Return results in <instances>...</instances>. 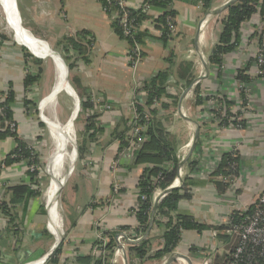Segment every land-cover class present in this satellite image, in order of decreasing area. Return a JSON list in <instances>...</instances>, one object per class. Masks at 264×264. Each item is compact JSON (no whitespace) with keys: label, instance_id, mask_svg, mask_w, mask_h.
I'll return each mask as SVG.
<instances>
[{"label":"crops","instance_id":"1","mask_svg":"<svg viewBox=\"0 0 264 264\" xmlns=\"http://www.w3.org/2000/svg\"><path fill=\"white\" fill-rule=\"evenodd\" d=\"M126 1L134 10L140 9L144 2ZM227 1L212 0L211 8L205 12L195 0H174L171 9L175 12V34L166 45L158 39L159 32L149 22H144L141 30H147L150 38L145 39L140 46L143 57L135 69L127 64L126 58L130 50L128 43L113 32V18L103 12L97 0L19 1L21 12L18 15L16 11L19 23L43 42L47 40L49 45L52 44L50 42L58 43L65 36L85 31L89 34L86 40L92 46L89 63L84 65L80 62L77 66V92L83 100L89 98L94 105L93 110L101 112L98 121L103 133L88 143L87 152L80 159L78 170L82 181L70 191L67 190L65 196L62 191L66 231L62 238L64 249L59 264H73L72 258L76 255L90 254L99 231L135 224L131 209L137 202L136 183L145 165L138 166L132 162L133 153L130 152L129 145L118 153L119 142L111 141L110 134L117 125L122 129L123 121L130 123L133 115L132 98L145 82L160 71H169L175 75L183 62H192L194 84L192 82V88L182 102L181 113L198 123L199 132L189 158L196 163V167L189 171L186 162L180 169L181 181L185 176L189 179L190 197L178 202V214L191 216L200 224L210 227L227 226L229 216L249 210L264 191V82L253 78L252 65L246 71L251 78L246 85L248 104L245 110L241 109L242 118L246 122L245 128L238 130L229 125L224 127L210 118L214 115L210 106L212 99L218 101L223 98L229 101L231 112L240 110L236 71L251 64L257 48L254 26L258 17L254 15L250 21L241 25L239 45L223 56L221 67L208 62L209 52L218 41L222 28L221 19L226 11L214 16H209L207 12ZM157 15L156 10L150 13L151 18ZM6 44L7 41L0 44V94H4L0 102L8 92L13 93L14 102L10 107L16 123V134L37 151L33 144L36 128L32 125L29 114L31 106L25 108L23 104L25 99L32 101L36 84L26 92L23 82L26 74H36L39 71H34L32 67L38 61L33 59L39 57L31 52L32 59L24 57L21 47L18 49ZM190 51L193 53L190 54ZM170 59L171 65L168 64ZM196 86L203 102L194 106ZM172 88V94L183 92L180 84L178 88ZM106 105L110 109H104ZM21 112L23 120L18 119ZM89 113L93 114L92 111ZM164 126L175 139L179 154L189 144L195 125L183 119L176 106L174 111L167 113ZM15 146L12 137L0 141V200L5 202L11 198L10 188L13 186L29 184L34 190L40 189V181L37 185L30 183L24 162L7 167L1 165ZM233 149H237L239 154L237 188L230 190L228 187L220 194L211 182L210 175L217 168L221 157ZM39 178L41 180L40 174ZM40 206H43L44 213L40 211ZM47 210L49 212V208ZM49 213L47 215L40 197L29 199L26 209L20 203L11 205L10 214L14 219L11 225H8V218L0 212V264L40 263L55 242L48 226L57 237ZM212 232L217 235L211 229L201 233L184 231L173 253L187 256L191 264H215L216 259L227 255L228 251L225 250L226 243L218 240L217 236L214 237ZM161 234V228L152 227L148 235L151 236L150 252L161 249ZM51 238L54 240L51 241ZM233 239L236 238L232 236V244L235 243ZM129 245L124 241L119 264H124V256L128 264L126 250ZM191 248L194 251L190 253ZM167 258L168 256L161 261L147 259L140 264H162ZM171 264L186 263L177 259Z\"/></svg>","mask_w":264,"mask_h":264},{"label":"trees","instance_id":"2","mask_svg":"<svg viewBox=\"0 0 264 264\" xmlns=\"http://www.w3.org/2000/svg\"><path fill=\"white\" fill-rule=\"evenodd\" d=\"M97 1L100 3L102 9H105L104 12L108 16L112 17V14L116 10H120L117 5V0H111L108 2L107 0ZM173 1L174 0H144V3L152 5L155 9H165L163 14L153 19L155 22L154 29L159 32L158 39L164 45L168 44L172 39L168 30V23L174 21L175 18V12L171 9ZM195 2H199L202 9L206 12L211 8L212 0H195ZM258 7L260 9V18H264V0H237L225 10V15L221 19L222 28L218 41L209 52L208 62L210 64L221 67L223 56L234 51L238 47L240 42L241 25L250 21L251 18L256 15ZM128 13L129 18L136 26H141L143 22L147 20V16L142 12V9L129 11ZM111 26L113 32L119 38L128 43L130 50L127 57L135 44L141 46L145 39L150 38L149 32L141 29L132 32L131 36H125L123 28L119 25L116 19H113ZM88 35L89 34L85 31L76 32L73 36H65L57 43L62 52L61 55L68 65L69 72L72 73L70 84L81 99V111L90 110L93 112V114L88 113L85 116L83 138L81 144H78L77 146L79 159L84 158V155L87 152L88 143L94 141L98 135L103 133L98 121L101 112H99V110H93L94 105L89 98L83 100L78 94L77 87L79 85V76L77 73L73 74V71L76 70V66L79 62L84 65L89 63L92 46L91 43L86 40ZM3 41H7V39L5 36L0 35V44ZM22 50L24 57L32 59V56L27 50H25V48ZM33 60L36 61V59ZM126 60L128 66L132 68L127 58ZM250 62L251 64L249 63L246 67L237 69L236 71L235 80L239 86L238 95L241 100L240 110L231 112L229 110L231 103L223 98L221 100L218 99L219 103L222 105L223 113L219 114L218 117L216 110H211L212 114L219 119V123L224 127L231 124L234 126L239 125V128L236 129L241 130L246 126V122L242 118L241 109L244 110L246 107L245 86L251 81V78L246 74L249 65L253 66V60ZM171 63L172 59L168 60V64L171 65ZM192 69V62L187 61L179 65L175 75L169 71H160L149 81L145 82L141 89L134 93L131 102L133 113L132 120L130 123L123 121L121 126L122 129L117 125L112 130L110 136L112 137L111 141L115 140L119 142L117 148L118 153L127 148L130 141L134 139V129L136 127L143 128L142 134L146 138L141 148L135 152L134 164L138 166L145 165V168L139 175L136 183V188L138 190L137 202L135 207L131 209L135 224L133 226H123L114 230L99 231L101 236L98 240L93 242L91 253L88 255H76L72 258L73 264H109V260L116 247L115 236L117 233L122 232L127 237H131V235H138L139 233L144 234L146 231L156 191L165 190L173 184L177 177V166L180 162L177 158V146L175 139L166 130L164 123L166 121L167 113L176 109L180 96V92H177L176 94L171 93L173 90L172 87L178 88L180 84L181 90H185L191 86L193 82ZM39 75L40 71H37L36 74H26L23 82L24 90L26 92L30 87L36 84ZM173 75L175 80L172 79ZM253 78L260 80L255 77L254 74ZM141 93L144 94L143 98L140 97ZM3 95L4 94H0V99ZM13 96L12 92H8L0 102V141L7 137H12L16 144L15 148L5 156L1 165L7 167L14 163L24 162L27 165L26 172L30 178V183L37 185L36 183L40 179L39 169L42 166L39 153L33 147H29L25 144L16 134V123L10 107L14 102ZM194 100V106L200 105L203 102V99L199 95L198 86L194 89ZM23 104L25 108L34 106V103L27 99L24 100ZM134 116H136V119ZM230 118H240L241 120L239 122H236L235 120L230 121ZM40 127H43V125L40 124ZM238 161V150L233 149L221 157L217 168L210 175L211 182L215 185L220 194H223L228 189L233 179L237 177ZM186 165L189 171L196 167V163L190 159L187 161ZM31 167L34 168L32 171L30 170ZM218 177H222L225 180H218ZM182 180L184 181H182V185L165 195L156 209L153 227L162 229L160 237L162 242L161 249L155 252H150L149 245L151 236H148L144 241L127 247L126 252L128 264H140L147 259L161 261L162 258L169 256L176 250L184 231L201 233L204 230L211 229L217 232L216 238L218 240H223L226 243V251H231L236 246V239H233L235 243L232 244V236L225 234V231L228 228L227 226L210 227L200 224L191 216L178 214V202L190 197L188 190L189 179L185 176ZM10 191L11 198L8 202L0 200V212L4 217L8 218V225H11L14 222V219L10 214L11 205L20 203L23 205V208L26 209L29 199L41 196V192L30 188L29 184L13 186L10 188ZM44 197L45 204L47 205L46 192ZM252 209L253 206L249 209V212L252 211ZM40 211L44 213L43 206H40ZM232 219L234 222L240 220L237 214L233 215ZM48 229L53 234L50 226H48ZM63 249L64 240L60 242L58 247L44 264H59ZM193 251L194 249L191 248L190 253ZM228 261L229 254H225L221 258H217L215 264H228Z\"/></svg>","mask_w":264,"mask_h":264},{"label":"built area","instance_id":"3","mask_svg":"<svg viewBox=\"0 0 264 264\" xmlns=\"http://www.w3.org/2000/svg\"><path fill=\"white\" fill-rule=\"evenodd\" d=\"M111 1V0H107ZM117 5L119 6L120 10H116L112 14V18L118 21L119 25L123 28V33L125 36H131V33L135 30L141 29V26H136L133 24L132 20L129 18V11H133L132 7H130L127 4L126 0H117ZM142 12L147 16V20L144 22H149V24L154 27L155 22L153 21L154 18L150 17V13L152 10H156L158 12V15H161L164 13L165 9H155L152 7V5L148 3L142 4ZM103 12L105 9H102ZM259 7L257 9V24L254 26L255 33H256V39H257V48L253 57V66H254V76L259 78L264 82V18H260L259 16ZM105 13V12H104ZM156 16V17H157ZM155 17V18H156ZM143 22V23H144ZM168 30L171 35V37L175 34V25L173 21H170L168 23ZM190 54L193 52L190 51ZM141 50L140 46L138 44H135V46L131 49L130 54L128 55L127 59L130 63V66L135 69L139 65L141 61ZM190 57V56H188ZM80 63V62H79ZM79 63L77 66H79ZM76 66V70H77ZM246 89V107L248 104L247 101V88ZM143 93H141V98H143ZM211 110H216V113L222 114V105L219 103V101L211 100L210 101ZM132 106V105H131ZM245 107V108H246ZM104 109L108 110L110 109V106L106 105L103 107ZM94 109V108H93ZM245 110V109H244ZM136 119V116H134ZM213 121L219 123V119L212 115L210 117ZM231 120H235L236 122H239L240 118H230ZM222 126V125H221ZM233 126V128H239V125H229ZM143 128L136 127L134 129V139L130 141L129 143V149L130 152L133 153V156L131 157L132 162L135 160V152H137L142 144L145 142L146 138L142 134ZM187 149L184 151L179 152L177 154V158L180 161L185 154L188 151V145L186 146ZM34 168L31 167L30 170L32 171ZM220 180H225L222 177H220ZM237 180L236 178L233 179L231 184L229 185V189L233 190L237 188ZM162 191L157 190L154 199L157 195H159ZM238 215L239 221L234 222L232 217L233 215ZM153 227V226H152ZM227 229L225 231V234L229 236H233L236 238V246L233 250L228 251L227 254H229V261L228 264H264V191L260 194L256 202L254 203L252 211L249 212V210L239 212V213H233L231 216H229L227 220ZM63 235V234H61ZM143 234L139 233L138 235H131V237H127L130 241H135L141 238ZM212 235L215 237L216 233L212 232ZM101 236V233L98 232L96 235L95 240H98ZM116 247L113 251L112 257L109 260V264H119V258H121V250L118 248L119 245L123 247L124 240L121 237L115 238ZM131 245V244H130ZM76 254H74L75 256ZM207 264V263H204Z\"/></svg>","mask_w":264,"mask_h":264},{"label":"rangeland","instance_id":"4","mask_svg":"<svg viewBox=\"0 0 264 264\" xmlns=\"http://www.w3.org/2000/svg\"><path fill=\"white\" fill-rule=\"evenodd\" d=\"M16 1H17V4H16ZM19 1L20 0H14V2H13V8H14L16 17H17L16 11L18 12V15H19V11L21 12ZM17 5H18V7H17ZM1 17H2V19H1ZM3 19L4 18L2 16V13L0 12V35H3L6 37V39H7L6 45L12 46V47L18 48V49L20 47L22 49H24L26 47L24 44L19 43L18 41L12 40L11 33L6 29V26H5ZM2 20H3V22H2ZM32 36L35 37L34 35H32ZM35 38H37V37H35ZM37 39H39V38H37ZM46 41H44V43L53 52L59 53L61 55L62 52L60 50V47L57 45L56 41L50 42V43H52L50 45L48 44L49 42L47 43ZM26 48H25V50L28 49V48L27 49ZM28 50H27V52L29 54L31 52L35 56L39 57V58H35L38 61L32 67H33L34 71L39 70L41 72L39 75V80L36 82L35 93L31 96L32 101H34L33 102L34 106L31 107L29 114L31 117L32 125L35 126V128H36L35 133H34L35 134V137H34L35 140H33L34 141L33 144L39 153V158H40V162L42 165L41 168L39 169L40 175H41V180H39L40 181L39 191L41 192V196H40L41 202L43 203V205L45 207L46 204H45V197L44 196H45V192H46V194H48V192H49L50 183H51L50 179L52 177V165L49 161L50 160L49 158L51 157L52 154L50 151L51 143H50V140L48 137L47 127H46L45 121L41 115V108H42V105L46 100V96L48 95L50 88L52 86V83L54 80V72H53V67H52L50 59L44 53L37 52L36 50H29V51ZM62 62H61V68L63 71L62 73H63L64 77L67 78L65 67H64V64ZM74 73H77V70H74L73 74ZM68 78L70 81V78H72V73L69 72ZM68 90H69V85L67 84V82L62 81V84H61L60 90H59V103H60V106H61L60 109L62 112L61 116H62V118L64 117V120H62V119L61 120L63 122H66L67 127L70 131L74 132V141H75L76 148H77L78 144H81V141L83 138L82 130H83V125L85 123V116H86V114H88L90 112V110L81 111V107H80L79 113L77 112L76 115H75V113L72 114L73 109L75 107V98L72 97L68 93ZM75 93H76V91H75ZM76 95H77V93H76ZM78 98H79V96H78ZM79 100L81 102L80 98H79ZM21 114H23V113L21 112L19 114V117H18L19 120H21V119L23 120V117L21 116ZM40 124H42L43 127H39ZM79 162H80V159L78 158V155H77V158L75 157V161L73 164V167H74L73 172H72V170L70 171L69 175L71 174V172H72V174L65 180L66 183L65 182L63 183V185H62V187L58 193V196H57V205L60 206V207L58 206V212H59V215L62 219L61 225H62L63 235H64V232L66 231V223L64 220L65 218L63 217V212H62V191H64L63 196H65V194L67 193V190L70 191L76 184H78L79 182L82 181V179L80 177V172L78 170ZM75 169H76V171H75ZM46 212H47V210H46ZM52 235H51V237L53 238ZM63 235L61 236L62 238H63ZM52 238H51V241L54 240Z\"/></svg>","mask_w":264,"mask_h":264},{"label":"bare ground","instance_id":"5","mask_svg":"<svg viewBox=\"0 0 264 264\" xmlns=\"http://www.w3.org/2000/svg\"><path fill=\"white\" fill-rule=\"evenodd\" d=\"M13 2V0H0V12L2 13V16L4 18L3 20L6 29L11 33L12 40L24 44L29 50H36L37 52L44 53L50 59L54 72V80L50 91L46 96V100L42 105L41 115L47 127L48 137L51 143L50 151L52 154L49 158V161L52 165V177L50 179V189L47 194V202L50 212L48 213L51 215V221L56 228L55 231L58 239L61 234H63L61 225L62 219L58 212L59 205H57L58 190L65 182L67 174H69L72 170L76 157L74 132L70 131L67 127L66 122L62 121L64 120V117L62 118L61 116L62 112L59 103L60 86L62 84V81H67L62 73L63 71L61 68V57L58 54H55V52H53L42 40L33 37L28 30L20 25V18L18 17L17 19L15 15ZM67 84L69 85L68 82ZM68 93L75 98V107L72 114L75 113L76 115V113L78 112L77 97L73 94L70 88L68 90ZM186 149L187 147H185L183 150L185 151ZM39 264H41V261Z\"/></svg>","mask_w":264,"mask_h":264},{"label":"water","instance_id":"6","mask_svg":"<svg viewBox=\"0 0 264 264\" xmlns=\"http://www.w3.org/2000/svg\"><path fill=\"white\" fill-rule=\"evenodd\" d=\"M236 1L237 0H228L222 6L216 8L214 10H210L207 13H208L209 16L218 15L221 12L225 11L229 6H231L232 4H234ZM55 54H58L61 57V59L63 61V64H64V67H65L66 74H67L66 81L69 83L70 90L76 95L74 89L72 88V86L70 84L69 78H68L69 68H68L67 63L65 62L64 58L59 53H56L55 52ZM193 84H194V82H193ZM192 85L189 86L188 88H186L185 90H183V92L179 96L178 104H177V112H178V114L183 119H185V120H187V121H189V122H191V123H193L195 125V131H194L193 136H192V138H191V140H190V142L188 144V151L185 154V156L178 163V166H177L178 175L176 177V180L173 182V184L171 186H169L168 188H166L165 190H163L159 195H157L155 197L154 202H153V206H152V210H151V214H150V217H149L147 229L144 232V234L141 236V238H139L138 240H135V241H130L124 233L121 232V233H117L116 234L115 238L121 237L128 244L136 245V244L144 241L148 237V235L150 234V231L152 229V226H153V221H154L156 209H157V206H158L159 202L164 198L165 195H167L168 193H170L172 190L179 188L182 185V181H181L180 175H179L180 169L187 162V160L191 157V155H192V153L194 151L195 145H196V141L198 139V132H199V125H198V123L192 121L191 119L186 118L181 113V105H182V102H183L186 94L192 88ZM79 110H80V100H79V98L77 96V111H78V113H79ZM75 147H76V144H75ZM77 155H78V151H77V148H76V158H77ZM73 169H74V167H73ZM68 176H69V174H67L66 179L68 178ZM60 189L58 190V193H59ZM45 209L47 210V205L45 206ZM47 214H48V210H47ZM48 218H49V216H48ZM53 236L55 238V242H54L53 246L51 247V249L49 250V252L45 256L42 257L41 264H44L46 262V260L52 255V253L54 252V250L58 247V245L62 241V237H61L62 235L58 239H57V237H55L54 234H53ZM118 248L120 250L124 251V249H123V247L121 245H119ZM177 259L183 260L186 264H191V261H190V259L187 256L180 255V254H178L176 252L170 254V256H168V258L162 264H171L174 261H176ZM123 260H124V264H127V261H126V257L125 256L123 257Z\"/></svg>","mask_w":264,"mask_h":264}]
</instances>
